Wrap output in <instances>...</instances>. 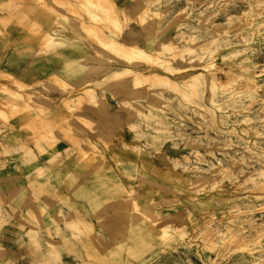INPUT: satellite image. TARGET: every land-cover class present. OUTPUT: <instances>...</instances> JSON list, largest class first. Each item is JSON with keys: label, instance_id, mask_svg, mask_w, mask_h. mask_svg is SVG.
Listing matches in <instances>:
<instances>
[{"label": "rangeland", "instance_id": "rangeland-1", "mask_svg": "<svg viewBox=\"0 0 264 264\" xmlns=\"http://www.w3.org/2000/svg\"><path fill=\"white\" fill-rule=\"evenodd\" d=\"M17 2L55 15L62 10L88 23L84 29L111 55L96 59L105 68L100 70L109 71L97 85L111 80V73L112 80L130 82L134 101L122 106L142 118L137 140L147 154L163 150V168L131 170L130 215L120 204L97 217L96 227L84 218L65 219L77 230L83 224V248L68 249L74 260L264 264V0H135L124 26L133 20L144 29L149 54L138 60L116 55L98 40L122 30L113 0L9 3ZM5 23L0 18V26ZM34 29L52 43L43 26ZM119 67H126L120 75ZM92 87L77 104H67L72 112L85 97L100 103ZM31 89L0 72V130L15 117L28 116L36 144L48 135L51 144L54 126L42 117L41 96ZM13 91L22 95L19 100ZM86 119L79 120L92 128ZM51 245L52 260L60 261ZM24 251L41 253L36 244Z\"/></svg>", "mask_w": 264, "mask_h": 264}, {"label": "crops", "instance_id": "crops-1", "mask_svg": "<svg viewBox=\"0 0 264 264\" xmlns=\"http://www.w3.org/2000/svg\"><path fill=\"white\" fill-rule=\"evenodd\" d=\"M10 1L0 0V18L6 21L0 26V72L13 75L41 96L37 108H45L42 117L53 124L56 140L50 144L48 135V140L36 144L28 116L15 117L0 130V151H6L0 156V264H80L68 249L83 248V224L77 230L65 219L84 218L96 227L97 217L120 204L130 215L131 170L163 168V150L147 154L137 140L142 118L122 106L134 101L130 82L112 80L111 73V80L97 85L109 71L104 72L96 59L111 55L84 29L87 22L62 10L67 17ZM113 2L122 30L115 37L107 31L110 40L146 50L144 29L133 20L124 26L135 0ZM34 24L51 34L50 45L44 41L45 33L35 32ZM89 86L100 103L85 97L72 112L67 104H77ZM80 118L89 119L92 128ZM88 236L97 240L96 234ZM51 243L60 261L52 260ZM35 244L41 253L24 251Z\"/></svg>", "mask_w": 264, "mask_h": 264}, {"label": "bare ground", "instance_id": "bare-ground-1", "mask_svg": "<svg viewBox=\"0 0 264 264\" xmlns=\"http://www.w3.org/2000/svg\"><path fill=\"white\" fill-rule=\"evenodd\" d=\"M38 1V0H37ZM91 1V0H90ZM102 1V0H101ZM93 2V1H92ZM59 3V2H58ZM99 2H97L98 4ZM101 3V2H100ZM61 5V4H60ZM102 5V4H101ZM100 5V6H101ZM99 6V4H98ZM101 10V9H100ZM101 15V14H100ZM99 15V16H100ZM113 15V14H112ZM96 27V26H95ZM33 28V27H32ZM36 30V29H35ZM38 30V29H37ZM34 31V30H32ZM35 33V32H34ZM100 33V32H99ZM98 38V36H97ZM99 42L102 44V45H105L107 47H109L110 51L115 53L116 55H122V56H125V57H129L131 58L132 60L135 59V60H138V59H141V57L145 56V55H148L149 53L143 49L142 47H139L137 45H129V44H125L123 42H119V41H115V40H107V39H104L102 37L98 38ZM139 57V58H138ZM125 70V69H124ZM124 70L122 71H119L117 74L120 75ZM154 75V74H153ZM152 75V76H153ZM156 75V74H155ZM143 76V75H141ZM150 76V75H149ZM148 76V78H149ZM138 77V76H137ZM151 77V76H150ZM141 78V77H139ZM159 78V76H158ZM162 78V77H161ZM156 79H157V76H156ZM160 79V78H159ZM168 79V78H167ZM141 80V79H139ZM148 80V79H147ZM165 80V79H164ZM219 80V79H218ZM217 81V80H216ZM164 82V81H163ZM224 87V86H223ZM13 90V89H12ZM10 91V90H9ZM14 92V91H13ZM16 93V99L19 100V98L22 96L20 93H18L17 91L14 92V94ZM12 94V95H14ZM11 95V96H12ZM10 96V97H11ZM15 96V95H14ZM15 98V97H14ZM10 101V100H9ZM13 101V100H12ZM15 102V101H14ZM25 109V108H24ZM81 119V118H80ZM87 120V119H86ZM88 121V124H91ZM86 122V121H85ZM31 123V122H30ZM93 125V124H92ZM70 139V138H69ZM71 142V141H70ZM264 184V183H263ZM257 186V185H256ZM133 204V203H132ZM134 210V209H133ZM211 236V235H210ZM166 237V236H165Z\"/></svg>", "mask_w": 264, "mask_h": 264}]
</instances>
